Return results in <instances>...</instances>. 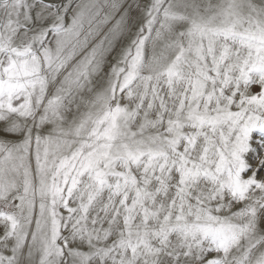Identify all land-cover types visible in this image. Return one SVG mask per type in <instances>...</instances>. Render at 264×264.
Here are the masks:
<instances>
[{
  "label": "snow or ice",
  "instance_id": "obj_1",
  "mask_svg": "<svg viewBox=\"0 0 264 264\" xmlns=\"http://www.w3.org/2000/svg\"><path fill=\"white\" fill-rule=\"evenodd\" d=\"M0 229V264H264V0H0Z\"/></svg>",
  "mask_w": 264,
  "mask_h": 264
},
{
  "label": "rangeland",
  "instance_id": "obj_2",
  "mask_svg": "<svg viewBox=\"0 0 264 264\" xmlns=\"http://www.w3.org/2000/svg\"><path fill=\"white\" fill-rule=\"evenodd\" d=\"M114 23V21L110 22L107 26H105V30H107L108 27H111V24ZM88 24L87 22L85 23V29H87ZM0 234H2V229H0Z\"/></svg>",
  "mask_w": 264,
  "mask_h": 264
}]
</instances>
